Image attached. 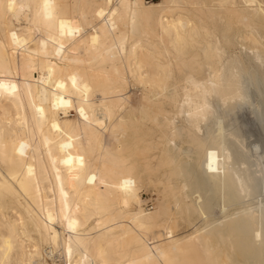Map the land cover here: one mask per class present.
I'll list each match as a JSON object with an SVG mask.
<instances>
[{"label":"bare ground","instance_id":"bare-ground-1","mask_svg":"<svg viewBox=\"0 0 264 264\" xmlns=\"http://www.w3.org/2000/svg\"><path fill=\"white\" fill-rule=\"evenodd\" d=\"M0 173V264H264V0H0Z\"/></svg>","mask_w":264,"mask_h":264},{"label":"rangeland","instance_id":"rangeland-1","mask_svg":"<svg viewBox=\"0 0 264 264\" xmlns=\"http://www.w3.org/2000/svg\"><path fill=\"white\" fill-rule=\"evenodd\" d=\"M146 1L147 2H153V1L154 2H159L160 0H146ZM21 16L23 17V19L31 20V16L26 12L25 8H21ZM15 25H16V31H17V30L25 27L26 26V22L23 21V20H20L19 22L15 23ZM236 42H237V46L235 48ZM236 42H234L235 44H233V47L232 46L229 47V49H228L229 51H230V48H233V49H231L230 52H233L234 51V52L238 53V49H240L238 47V46H240V42L237 41V40H236ZM248 46H243V48L245 49V47H246V49L248 50ZM247 50L246 51L244 50L243 52L246 53V54H250V51L249 50L247 51ZM227 54H229V53H227ZM132 90H134V91H130L131 101L133 103H136V101H137V94L138 93L136 92L135 89H132ZM247 108H244V110H243L244 115H243V113H242V115L239 113L240 115L238 114V116L240 117V120L243 121V123L246 124L245 127H248L247 128L248 130L249 129H253L251 131V133L253 132L252 133V137L247 141V145L249 144L248 147L250 148V147L254 146L255 144H257L259 142L258 140H260L261 137H259L260 136L259 129L258 128L255 129V127L252 128L253 127L252 120L248 117V115L250 114V112L252 110L250 111V109H247ZM69 116L70 117L68 119H71V120L78 119V115L75 112H72ZM61 117H64V116L61 115ZM107 142L109 143L110 140L107 139ZM142 177H143V180L145 179V181H146V182L145 181H142L141 186H140V188H141V191H140V194L141 195L140 196H141L142 200L144 201V203L146 204V205L145 204L143 205V208H145L148 211H153V208L156 207V205L158 204V198H159V192L158 191H159V188H154L151 185H149V186L147 185L148 184V181L146 179L147 178V174L143 173L142 174ZM1 178H2V174L0 173V179ZM142 185H143V187H142ZM218 188H219V190L221 189L220 186ZM249 199L248 200H244L241 204H238L235 207H230L227 210L221 209L220 208L221 205H220L219 208H216L215 209L216 211L217 210L218 211L217 212L214 211V215H213L212 218L209 219L208 223L209 222L210 223L212 222V224H215L216 225V223L218 224L220 221H222L225 216L232 215L235 212H238L240 214H242L243 212H244V214L252 213L253 211H255L256 207L254 205H250L253 202H252V198H249ZM137 209H138V207L134 203H132L130 205V207H129V210L130 211H137ZM195 225H196L197 228L204 227V224L199 223V222H195ZM181 226H182V228H180V230L178 229L179 231L177 232L179 234L178 236H180V237L181 236L183 237V235L186 236L188 233H191V232H193V230H195V229H193L194 226L188 227L187 224H185V223L184 224L180 223V227ZM190 228H192V229H190ZM58 256L59 255L56 253L55 254V257H54V260L56 259L55 262H54L55 264H57V263L58 264H61V262H60L61 260H60V258H58Z\"/></svg>","mask_w":264,"mask_h":264}]
</instances>
